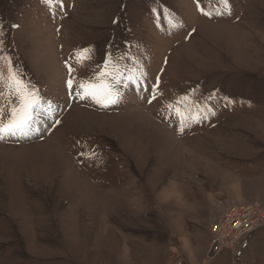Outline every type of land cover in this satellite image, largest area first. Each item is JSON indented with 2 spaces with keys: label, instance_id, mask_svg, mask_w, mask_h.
<instances>
[{
  "label": "rangeland",
  "instance_id": "obj_1",
  "mask_svg": "<svg viewBox=\"0 0 264 264\" xmlns=\"http://www.w3.org/2000/svg\"><path fill=\"white\" fill-rule=\"evenodd\" d=\"M0 39L53 106L0 140V264H264V228L221 246L232 206L264 210V0H0ZM110 55L146 76L70 98L65 62Z\"/></svg>",
  "mask_w": 264,
  "mask_h": 264
},
{
  "label": "snow or ice",
  "instance_id": "obj_2",
  "mask_svg": "<svg viewBox=\"0 0 264 264\" xmlns=\"http://www.w3.org/2000/svg\"><path fill=\"white\" fill-rule=\"evenodd\" d=\"M44 2L51 6L54 2L60 3V0H44ZM197 3L199 7V0ZM220 3L224 4L225 7L228 6V0H220ZM87 52V49L76 51L75 62L77 65L85 66L84 61L91 59L90 56L84 55ZM120 59L111 55L108 56L104 65L95 70L92 77L83 78L79 82H76V77L73 75L77 69L65 62L69 73V78L66 80L69 97L75 96L80 100H92L102 107L119 103L123 98L121 89L134 84L138 85L140 78L146 76L145 73H141L140 77H137L133 70L127 69V66L122 69ZM74 82L76 83L75 88H73ZM144 91H148V89L145 88ZM157 91L158 84H154L149 103L157 98ZM187 99V97L179 98L176 104L178 105ZM52 107L51 102H46L35 86L23 78L18 66L14 64L12 56L6 50L3 39H0V140L7 137L27 136L30 131H36L34 124L37 116L40 113L48 115ZM166 107L168 110H175L180 116V131L183 132L189 118L182 114L179 108H174L171 103ZM202 113L214 115L211 109L199 106L197 114L191 119L200 122L204 119ZM55 122L59 123L58 120Z\"/></svg>",
  "mask_w": 264,
  "mask_h": 264
},
{
  "label": "built area",
  "instance_id": "obj_3",
  "mask_svg": "<svg viewBox=\"0 0 264 264\" xmlns=\"http://www.w3.org/2000/svg\"><path fill=\"white\" fill-rule=\"evenodd\" d=\"M260 213L257 215L256 213ZM264 210L258 211L257 207L253 205L247 206L243 209H237L236 206L231 207V212L228 214V220L226 221L229 223L230 228L225 231L224 234H221V238L225 237L223 241H221V246L229 249L232 247L228 244L230 242H236L235 245L237 247L233 250L234 255L238 246L239 242L242 238L246 235L254 234L261 228H264ZM213 230L219 232L221 229L225 230V221L218 220L215 224L212 225ZM241 239V240H240ZM229 249V250H231Z\"/></svg>",
  "mask_w": 264,
  "mask_h": 264
},
{
  "label": "bare ground",
  "instance_id": "obj_4",
  "mask_svg": "<svg viewBox=\"0 0 264 264\" xmlns=\"http://www.w3.org/2000/svg\"><path fill=\"white\" fill-rule=\"evenodd\" d=\"M72 113V112H71ZM71 115V114H70ZM71 120V119H70ZM164 132V131H163ZM168 134V133H167ZM172 139H173V137H172Z\"/></svg>",
  "mask_w": 264,
  "mask_h": 264
}]
</instances>
